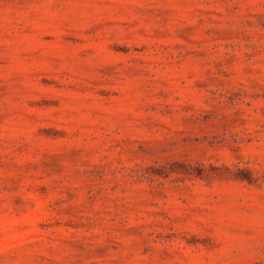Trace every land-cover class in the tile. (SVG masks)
Returning a JSON list of instances; mask_svg holds the SVG:
<instances>
[{
  "label": "rangeland",
  "instance_id": "1",
  "mask_svg": "<svg viewBox=\"0 0 264 264\" xmlns=\"http://www.w3.org/2000/svg\"><path fill=\"white\" fill-rule=\"evenodd\" d=\"M0 264H264V0H0Z\"/></svg>",
  "mask_w": 264,
  "mask_h": 264
}]
</instances>
